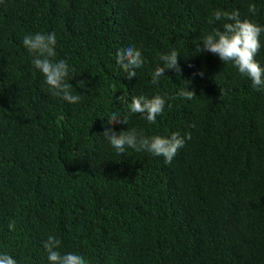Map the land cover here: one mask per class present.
I'll return each instance as SVG.
<instances>
[{
  "label": "trees",
  "instance_id": "16d2710c",
  "mask_svg": "<svg viewBox=\"0 0 264 264\" xmlns=\"http://www.w3.org/2000/svg\"><path fill=\"white\" fill-rule=\"evenodd\" d=\"M217 8L264 24V0H0V252L48 264L53 235L89 264H264V91L196 51L222 28ZM53 31L70 83L88 81L77 104L51 95L22 44ZM129 43L144 56L131 80L114 55ZM172 49L181 71L153 85ZM186 83L196 96L175 98ZM124 94L166 96L155 124L137 113L113 126L189 132L170 163L103 138L107 116L128 112Z\"/></svg>",
  "mask_w": 264,
  "mask_h": 264
},
{
  "label": "clouds",
  "instance_id": "9594fccd",
  "mask_svg": "<svg viewBox=\"0 0 264 264\" xmlns=\"http://www.w3.org/2000/svg\"><path fill=\"white\" fill-rule=\"evenodd\" d=\"M250 12L255 9L250 8ZM214 21L222 22V28L198 39L196 44L197 52H209L219 58L224 64H231L241 76L251 80L256 91H264V65L256 56L264 44V24L255 22L253 19L241 18L238 9L226 11L217 8L213 11ZM22 44L31 56V64L42 75L44 84L47 85L51 95L62 99L69 104H77L81 101L82 93L77 89L88 91V81L77 80L75 86L70 83L75 74L66 60L57 59V34L53 32L28 33L23 36ZM116 63L122 69L126 79L131 80L137 76V70L144 66V56L141 49L134 44H127L115 52ZM180 52L172 49L166 54L159 56V63L151 72V83L158 85L161 77L165 76L167 70L181 71L178 57ZM203 75V73H198ZM196 96L194 90H189L187 83L180 87L175 98L192 100ZM128 108V112L122 113L112 111L105 121L102 136L116 150L123 154L127 149L137 152L151 153L153 156H162L166 163H170L176 153L182 148L186 140L191 139V134L179 131L172 132L169 136L144 135L135 128L117 131L114 124L128 125L129 117L132 114H142L150 124H155L166 104V96L155 94L151 97L146 95L127 94L117 97ZM170 107L171 105L168 104ZM61 240L49 235L43 242V248L47 252L48 264H89V261L80 252L62 253L59 248ZM0 264H18V261L7 252H0Z\"/></svg>",
  "mask_w": 264,
  "mask_h": 264
}]
</instances>
